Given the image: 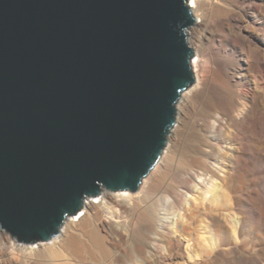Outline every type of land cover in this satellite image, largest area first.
Here are the masks:
<instances>
[{"label": "water", "instance_id": "95a60500", "mask_svg": "<svg viewBox=\"0 0 264 264\" xmlns=\"http://www.w3.org/2000/svg\"><path fill=\"white\" fill-rule=\"evenodd\" d=\"M189 0H0V231L50 242L136 193L195 83Z\"/></svg>", "mask_w": 264, "mask_h": 264}, {"label": "rangeland", "instance_id": "374dc122", "mask_svg": "<svg viewBox=\"0 0 264 264\" xmlns=\"http://www.w3.org/2000/svg\"><path fill=\"white\" fill-rule=\"evenodd\" d=\"M211 1L222 5L202 17L193 34V26L186 31L188 45L194 51L192 61L198 58L197 71L192 67L195 83L190 88L199 84L200 90L179 113L181 97L177 102L172 128L177 138H167L158 163L168 168L155 176L157 184L177 185L176 178L193 169L196 158L206 159L215 171L195 178L181 206L165 211L167 232L178 246L159 240L163 261L150 248L159 233L148 230L139 214L144 205L140 185L138 192L130 193L129 206L109 208L93 222L101 236L99 247L84 239L86 249L81 254L70 252L71 257L54 264H264V140L256 135L247 137L245 141L254 153L242 155L231 165L233 126L228 117L216 126L223 116L217 104L220 101L228 104L232 117L249 108L252 101L264 114V8L262 0H245L235 8L223 0ZM231 13L236 18L229 22ZM208 153L212 155L210 160L206 158ZM172 170H177L175 175ZM88 200L113 206L107 205L102 193ZM148 211L153 213L152 209ZM84 213L82 208L68 220L78 221ZM99 220H107L108 229L100 227ZM46 243L17 245L27 253ZM21 254L13 250L9 257L18 263Z\"/></svg>", "mask_w": 264, "mask_h": 264}, {"label": "bare ground", "instance_id": "6f19581e", "mask_svg": "<svg viewBox=\"0 0 264 264\" xmlns=\"http://www.w3.org/2000/svg\"><path fill=\"white\" fill-rule=\"evenodd\" d=\"M215 1V0H214ZM224 4H230L231 8H235L239 3H242L245 0H223ZM189 6L193 16L196 17L195 23L192 25L193 29L191 33L193 34L195 29L199 28L202 20L201 18L210 15L217 5H222L220 2L211 0H189ZM262 7L264 8V0L261 1ZM225 5V6H226ZM222 7V6H221ZM224 7V5H223ZM220 8V7H219ZM235 13L229 14L228 21L232 22L235 19ZM205 19V18H204ZM264 22V19H263ZM204 23V22H203ZM189 29V28H188ZM196 35V34H195ZM199 37V36H198ZM199 41V40H198ZM240 53L243 54L240 50ZM258 57V56H257ZM192 67L197 71L198 67V58L192 61ZM199 84L195 85L192 88H189L187 91L183 92L181 95L180 106H178V113L181 111V108L189 102L191 97H193L197 90L199 89ZM200 90V89H199ZM226 102H218L220 109L223 112V116L218 118L217 127L221 125L222 119L228 117L229 121L233 126V148H232V161L231 165H234L235 161L245 154L254 153L250 151L248 144L245 139L256 135L264 140V114L261 109L257 106L255 101H252L251 106L244 111H241L237 117H232L230 115V108L228 109V104ZM227 105V106H226ZM230 105V104H229ZM218 106V105H217ZM218 106V107H219ZM169 136L173 139L177 138V133L174 130H171ZM168 136V137H169ZM257 155H260L259 153ZM208 160L212 159L210 153L206 154ZM160 161V160H159ZM164 161V160H163ZM229 167L230 161H229ZM194 168L189 171H184L180 174L177 180V185L173 183L168 184H157L156 175L161 174L163 170H167L168 166L163 162L158 163L155 170L152 171L151 175L147 176L141 183V190L139 194H142L144 200H141L144 203L143 209L139 214L142 215L143 220L147 223L149 227L148 230L158 232V239L155 238L154 241L150 242V248L157 254L161 261L165 260L163 253H161V247L159 240L167 241L171 247H177L178 242L171 238L169 232H167L168 223L165 219L168 220L167 214L165 211L168 210H177L182 203L184 194L189 193L191 189V184L195 181V178H200L202 175L207 176L215 172L211 166L208 164L206 159L202 160L196 158L193 160ZM161 172V173H160ZM177 170H172V175H175ZM161 176V175H160ZM102 196L106 200L107 205H113L110 207H104L96 202L89 201L88 199L83 204V209L85 211L84 215L78 221H69L68 218L63 224L59 234L54 237L50 242H47L43 247H37L38 250L35 251L31 249L29 252L24 253L20 247H18V241L13 239L8 234L0 231V264H54L56 262L63 261V258L68 257L71 253L81 254V252L86 249L84 247L83 240L91 242L93 245L99 247L101 236L95 230L93 222L98 221V215L100 213H105L109 208L115 207L117 210L124 209L125 206H129L131 202V194L128 192L120 193H109L102 191ZM140 198V197H139ZM138 198V199H139ZM139 201V200H138ZM133 202V201H132ZM105 203V204H106ZM138 203V202H137ZM104 204V205H105ZM139 207V206H138ZM152 209L153 213H150L148 210ZM132 210V209H131ZM123 211V210H122ZM134 211V210H133ZM157 211V212H156ZM110 212V211H109ZM164 212V216H163ZM169 212V211H168ZM138 213V212H137ZM162 213V216L160 215ZM166 215V216H165ZM100 217V216H99ZM107 220H99V226L103 229H108L106 225ZM97 226V225H96ZM100 231V230H99ZM142 232V231H141ZM84 240V242H85ZM86 244V243H85ZM171 249V248H170ZM16 250L19 253L21 252L20 261L14 263L9 257L11 251ZM71 252V253H70ZM87 252V251H86ZM140 252V251H139ZM85 253V252H84ZM73 255V254H71ZM70 255V257H71ZM74 257V256H73ZM69 261V260H67ZM66 261V262H67ZM16 262V261H15ZM64 262V261H63ZM58 264V263H57ZM59 264H68V263H59ZM70 264V262H69Z\"/></svg>", "mask_w": 264, "mask_h": 264}]
</instances>
